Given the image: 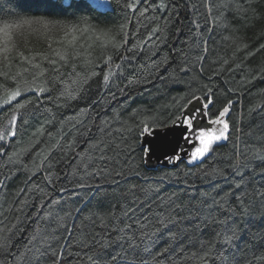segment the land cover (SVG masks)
I'll list each match as a JSON object with an SVG mask.
<instances>
[{
  "label": "trees",
  "instance_id": "obj_1",
  "mask_svg": "<svg viewBox=\"0 0 264 264\" xmlns=\"http://www.w3.org/2000/svg\"><path fill=\"white\" fill-rule=\"evenodd\" d=\"M110 3L0 0V264H264V0ZM208 96L225 137L147 163Z\"/></svg>",
  "mask_w": 264,
  "mask_h": 264
},
{
  "label": "snow or ice",
  "instance_id": "obj_2",
  "mask_svg": "<svg viewBox=\"0 0 264 264\" xmlns=\"http://www.w3.org/2000/svg\"><path fill=\"white\" fill-rule=\"evenodd\" d=\"M130 7H135V5ZM40 91L43 92L44 90L41 89ZM15 95L19 96L20 93L17 92ZM198 101H201V98L194 97L190 102V105L184 109L182 115L173 119L171 123L166 124V127L168 128L180 129V138L184 142L183 146L177 149L174 155L169 156L165 154V160L169 163H171L174 159L178 163L184 156H190L191 160L195 161L197 157H203L205 153L209 152L214 141L219 142L225 137V130L228 129L229 125L222 118L229 113V108L224 107L223 110L219 112L217 118L210 119L208 113L210 108L215 106L211 96L205 97L203 102L198 103ZM13 120H15V117H13ZM219 124H222L223 127L219 129V135H217V129L212 127V125ZM155 129L156 128L150 129L145 126L144 134H151ZM202 132L207 134V138H204L205 143L203 145H201ZM13 136H15V133H13ZM2 139L3 137L0 136V140ZM209 139H211V143H209ZM161 149L166 152L167 145H162ZM197 149H199V151H197ZM142 150L146 154L151 151L150 148ZM172 166L175 167L176 164H173Z\"/></svg>",
  "mask_w": 264,
  "mask_h": 264
},
{
  "label": "water",
  "instance_id": "obj_3",
  "mask_svg": "<svg viewBox=\"0 0 264 264\" xmlns=\"http://www.w3.org/2000/svg\"><path fill=\"white\" fill-rule=\"evenodd\" d=\"M212 127L217 130L221 128L220 125H212ZM154 128L156 129L153 133L146 135L143 133L142 135L141 144L151 149V151L146 154V161L151 165H167L169 162L165 160V154L169 156L174 155L175 151L184 144L183 140L180 138V129L168 128L166 126ZM162 145H167L166 152L162 151ZM189 158L190 156H184L181 160ZM172 162H175V159Z\"/></svg>",
  "mask_w": 264,
  "mask_h": 264
},
{
  "label": "rangeland",
  "instance_id": "obj_4",
  "mask_svg": "<svg viewBox=\"0 0 264 264\" xmlns=\"http://www.w3.org/2000/svg\"><path fill=\"white\" fill-rule=\"evenodd\" d=\"M91 2H93V4H95L97 7H99V8H108L109 6H110V1L109 0H91ZM12 93V92H11ZM11 96V94L8 96V97H6V96H4V97H1L0 98V107H2L3 105H5V104H7V103H9L10 101H12L14 98H16V96L14 97H11L10 99H8L9 97ZM220 125V127H221V124H219ZM217 135H219V130H217ZM201 136H202V139H201V145H203L204 143H205V139L204 138H207V134L206 135H204V134H202L201 133ZM218 138V137H217ZM209 143H211V139H209ZM216 143H218V142H216V141H214L213 142V145L214 144H216ZM212 145V146H213ZM198 146H200V145H198ZM211 146V147H212ZM211 147H210V149H211ZM197 151H199V149L197 150ZM198 158H200V157H197V159Z\"/></svg>",
  "mask_w": 264,
  "mask_h": 264
},
{
  "label": "bare ground",
  "instance_id": "obj_5",
  "mask_svg": "<svg viewBox=\"0 0 264 264\" xmlns=\"http://www.w3.org/2000/svg\"><path fill=\"white\" fill-rule=\"evenodd\" d=\"M104 9V8H103Z\"/></svg>",
  "mask_w": 264,
  "mask_h": 264
}]
</instances>
